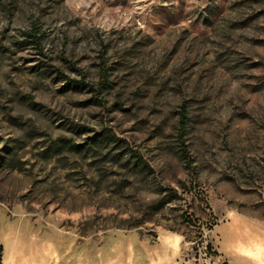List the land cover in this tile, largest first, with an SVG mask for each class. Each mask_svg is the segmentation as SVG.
Listing matches in <instances>:
<instances>
[{
	"label": "rangeland",
	"instance_id": "rangeland-1",
	"mask_svg": "<svg viewBox=\"0 0 264 264\" xmlns=\"http://www.w3.org/2000/svg\"><path fill=\"white\" fill-rule=\"evenodd\" d=\"M0 246L264 264V0H0Z\"/></svg>",
	"mask_w": 264,
	"mask_h": 264
},
{
	"label": "trees",
	"instance_id": "trees-1",
	"mask_svg": "<svg viewBox=\"0 0 264 264\" xmlns=\"http://www.w3.org/2000/svg\"><path fill=\"white\" fill-rule=\"evenodd\" d=\"M39 26L36 22L32 23L31 28L25 32V34L30 38L31 43L40 45L41 43V39H42V35H40L39 32ZM109 75H108V70L105 67H102L101 70V80H100V84L101 87H108L109 86ZM188 122H189V117H188V111L186 108V105L182 106L181 112H180V127H179V134L181 136L182 139H184L186 132H187V127H188ZM182 151H183V155L187 161L188 164L191 165L192 162V158L190 156L189 150H188V146L183 143L182 144ZM210 244H208L207 246L209 247ZM2 247L0 246V264H2Z\"/></svg>",
	"mask_w": 264,
	"mask_h": 264
}]
</instances>
